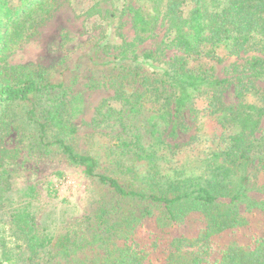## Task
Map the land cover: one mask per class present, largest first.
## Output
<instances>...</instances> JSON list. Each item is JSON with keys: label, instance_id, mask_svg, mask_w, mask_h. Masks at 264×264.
Segmentation results:
<instances>
[{"label": "trees", "instance_id": "obj_1", "mask_svg": "<svg viewBox=\"0 0 264 264\" xmlns=\"http://www.w3.org/2000/svg\"><path fill=\"white\" fill-rule=\"evenodd\" d=\"M57 1L0 0V127L30 150L82 168L98 192L81 220L52 235L38 231L29 203L15 201L0 182V264H154L143 247L127 242L136 226L154 217L158 228H168L191 213L204 227L174 237L161 264H264V224L246 243L232 240L217 250L211 244L213 236L248 226L255 212L264 215V178L255 179L264 175V0H121L134 41H122L116 52L95 43L74 61L110 71L115 95L93 120L121 129L105 135L102 155L79 153L69 141L78 111L65 81L52 82L39 65L7 62ZM162 22L158 46L138 52L136 43L153 38ZM168 48L176 52L163 60ZM226 58L235 60L225 66L228 76L218 77L212 62ZM229 89L233 103L224 100ZM187 112L194 133L171 145L166 138L189 127ZM8 166L0 157V175H10Z\"/></svg>", "mask_w": 264, "mask_h": 264}, {"label": "rangeland", "instance_id": "obj_2", "mask_svg": "<svg viewBox=\"0 0 264 264\" xmlns=\"http://www.w3.org/2000/svg\"><path fill=\"white\" fill-rule=\"evenodd\" d=\"M127 1L132 5L136 4L134 0ZM144 1L139 0L136 5ZM57 2L51 17L39 27L36 34L12 48L7 62L12 67L39 65L46 69L44 73L52 78V82L65 81L68 85L67 95H70V101L78 111L72 117L77 131L69 141L79 153L102 155L103 143L107 138L105 135H113L121 129L113 121L96 123V120H93L96 108L115 95V89L108 77L110 71L109 68L92 71L84 65L76 67L74 61L83 59L87 49L95 43L108 45L109 52H116V46L121 45L122 41H134L130 15L126 11L121 12V0L118 3L117 0ZM165 27V22L160 23L153 38L136 43L137 51L155 49L165 33ZM175 52L168 48L160 57L166 60ZM68 56L73 59L69 68H60V61ZM233 60L235 58H226L221 63L212 62L215 75L228 76L225 66ZM224 100L226 103L234 102L231 89L224 94ZM184 121L188 128L183 127L177 136L166 138L171 145L187 142L194 133L196 123L188 112L184 115ZM0 157L2 160L6 157L10 162V175H0V182L7 186V193L15 201L29 203L39 232L57 235L75 225L86 214L91 201L97 195L95 182L85 176L82 168L70 164L59 154L43 156L30 150L26 142L21 141L14 131L1 127ZM102 168L103 159L99 166L100 170ZM263 178L264 175L260 173L255 179L261 183ZM30 186L35 189L33 197L23 196V192ZM51 189L56 190V194H52ZM261 224H264V215L255 212L248 226L213 236L212 247L217 250L232 240L246 243ZM202 227L203 218L195 213L189 214L182 224L168 228H158L155 218L147 217L136 226L127 242L143 247L149 254V262L161 264L164 263L174 237L194 236Z\"/></svg>", "mask_w": 264, "mask_h": 264}]
</instances>
